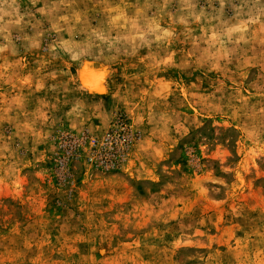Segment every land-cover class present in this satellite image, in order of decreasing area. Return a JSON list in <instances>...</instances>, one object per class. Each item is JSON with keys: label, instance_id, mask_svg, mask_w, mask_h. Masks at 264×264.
<instances>
[{"label": "rangeland", "instance_id": "1", "mask_svg": "<svg viewBox=\"0 0 264 264\" xmlns=\"http://www.w3.org/2000/svg\"><path fill=\"white\" fill-rule=\"evenodd\" d=\"M0 264H264V0H0Z\"/></svg>", "mask_w": 264, "mask_h": 264}, {"label": "built area", "instance_id": "2", "mask_svg": "<svg viewBox=\"0 0 264 264\" xmlns=\"http://www.w3.org/2000/svg\"><path fill=\"white\" fill-rule=\"evenodd\" d=\"M129 139L128 129L123 123L119 125L118 129L107 132L103 138V143L94 152V156L103 163L100 165L109 166L113 159L122 152V146ZM67 144L70 149L76 147L74 139H69ZM106 161L109 164H106Z\"/></svg>", "mask_w": 264, "mask_h": 264}]
</instances>
